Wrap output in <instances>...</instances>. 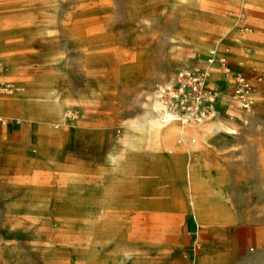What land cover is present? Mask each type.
<instances>
[{
    "label": "rangeland",
    "instance_id": "374dc122",
    "mask_svg": "<svg viewBox=\"0 0 264 264\" xmlns=\"http://www.w3.org/2000/svg\"><path fill=\"white\" fill-rule=\"evenodd\" d=\"M211 49L232 110L166 120ZM0 62V264H264V0H0Z\"/></svg>",
    "mask_w": 264,
    "mask_h": 264
},
{
    "label": "built area",
    "instance_id": "2783aa9c",
    "mask_svg": "<svg viewBox=\"0 0 264 264\" xmlns=\"http://www.w3.org/2000/svg\"><path fill=\"white\" fill-rule=\"evenodd\" d=\"M214 61L212 54L208 55L205 63H198L191 67L179 69L174 78L159 86L161 96L179 111L182 117L197 122L205 118V114L213 111L220 92L213 86L211 80L210 64ZM1 68V62H0ZM230 67L226 68L225 74L231 75L233 84L231 97L243 108H250L252 105L251 94L254 86L251 79L242 74L234 73ZM257 81L264 80L263 74H256ZM3 124L7 121L2 119Z\"/></svg>",
    "mask_w": 264,
    "mask_h": 264
},
{
    "label": "crops",
    "instance_id": "0c3cea01",
    "mask_svg": "<svg viewBox=\"0 0 264 264\" xmlns=\"http://www.w3.org/2000/svg\"><path fill=\"white\" fill-rule=\"evenodd\" d=\"M211 80L213 82V86L217 90H218V85L217 84L219 83L220 86H221V89L219 91L220 92V96H219L217 102L215 103V105L213 106V110H215V112H217L218 111L217 107L220 108V106H218V103L220 102L219 104H223L222 101H220V100L224 96H226V94L228 93V89L230 88V86H229L230 85V80L228 78H226L225 76H223V77L221 76V77H219L217 79L218 82L216 83V81L213 80V74H212V72H211ZM251 102H254L252 100V98H251ZM172 170H174V169H172ZM191 212L192 213H195L194 211H191ZM195 215H196V219L207 218V217H205L206 215L203 212H200L198 214L195 213ZM188 222L191 223L190 221H188ZM195 224H196V226L194 225V230H189L187 228L186 232L183 234V238L181 239V242H182L183 246L185 244L186 245H194V243H193L194 242L193 241V239H194L193 234L198 233L199 232V229H200L199 223L196 220H195ZM199 236H200V233H199ZM186 251H188V252H194L195 254H197L195 248L194 249H188Z\"/></svg>",
    "mask_w": 264,
    "mask_h": 264
},
{
    "label": "bare ground",
    "instance_id": "6f19581e",
    "mask_svg": "<svg viewBox=\"0 0 264 264\" xmlns=\"http://www.w3.org/2000/svg\"><path fill=\"white\" fill-rule=\"evenodd\" d=\"M210 53L211 54H214V61H213V63L212 64H210V70H211V72H212V74H213V69H212V66L214 65V64H216V63H219V64H221V62H223V61H226L227 59H226V57L225 56H223V57H218V54H216V52H215V50L214 49H211V51H210ZM219 58V59H218ZM244 65H246V66H253L254 68H255V65L254 64H244ZM222 74H223V71H222ZM223 76H224V74H223ZM214 81H215V79H213ZM251 96H252V94H251ZM161 111H162V114H163V116H164V118L166 119V120H168V121H176V120H178V121H180V120H182L183 121V123H191V121H189V120H187L185 117H182L181 116V114L179 113V111H177L176 109H174L172 106H170V104L164 99H162L161 98ZM221 101V100H220ZM220 103V102H219ZM219 103H218V105H219ZM222 103H223V105L228 109H231L230 107H229V101L227 100V98L226 97H224L223 98V100H222ZM232 110V109H231ZM214 112H215V110H213ZM234 111V110H233ZM203 113L205 114V116L207 117V113H205L204 111H203ZM223 118L225 119V120H227L228 121V116H223ZM229 119H231V120H234L235 118L233 117V116H230L229 117ZM204 119L203 118H200V120L199 121H197V122H201V121H203ZM118 155V154H117ZM127 183V182H126ZM111 191V190H110ZM114 192V191H113ZM116 198V197H115Z\"/></svg>",
    "mask_w": 264,
    "mask_h": 264
}]
</instances>
